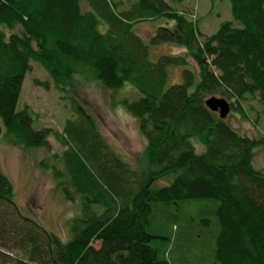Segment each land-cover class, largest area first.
<instances>
[{"label":"trees","instance_id":"trees-1","mask_svg":"<svg viewBox=\"0 0 264 264\" xmlns=\"http://www.w3.org/2000/svg\"><path fill=\"white\" fill-rule=\"evenodd\" d=\"M189 1L0 0L6 134L49 152L48 137H57L66 148L44 165L66 199H81L65 239L21 212L0 169V264H170L168 247L180 238L172 230L175 212L194 201L215 210L199 224L189 221L206 230L186 243L210 235L216 264H264V169L254 165L264 136L241 133L205 104L226 96L232 112L245 116L254 98L264 112V0H231L233 18L211 35ZM158 19L167 24L159 23L149 40L135 29ZM165 43L184 52L154 56L152 47ZM33 61L74 111L61 131L35 128L36 114L17 106ZM173 66H181L182 79L170 84ZM77 76L121 92L110 101L138 119L151 168L134 167L114 150L95 115L67 93ZM164 219H171L169 232Z\"/></svg>","mask_w":264,"mask_h":264},{"label":"rangeland","instance_id":"rangeland-1","mask_svg":"<svg viewBox=\"0 0 264 264\" xmlns=\"http://www.w3.org/2000/svg\"><path fill=\"white\" fill-rule=\"evenodd\" d=\"M130 1L124 0V6ZM189 2L190 4L186 5L189 7L195 5V11L197 10L200 17V26L206 35L215 33L224 21L233 18L231 0H190ZM165 22L163 19L140 21L136 24L135 29L145 40H149L150 36L155 33L158 24ZM183 52V47L170 43L152 47L154 56ZM188 60L192 65L196 64L191 55L188 56ZM31 63L33 68L26 75L17 106L19 109L27 107L34 112V115L36 114L38 120L35 122V128L46 126L61 131L67 118L72 117L74 113L69 99L62 98L63 93L56 89L52 78L41 64L35 61ZM181 75V66L171 67L170 84L180 81ZM37 80L48 82L50 88L37 84ZM67 93L81 101L95 115L103 136L123 158L140 169L144 168L145 170V168L152 167L148 157L147 140L141 131L138 119L121 105H114L110 101V96L118 97L121 92L116 91L115 94H112L98 81L77 76L73 78ZM123 95L124 91L120 97ZM228 116L233 126L237 127L241 133L257 138L264 136V112L257 99L251 98L246 104V117L238 111L232 112ZM0 124L2 125L0 130V169L13 183L18 207L22 213L35 218L50 232H55L67 239L69 237V233L66 231L67 223L73 216L81 213V199L79 196H76L74 202L71 199H66L57 188L51 169L44 165L49 157L52 158V154L60 156L66 147L53 135L48 137L51 143L50 147H52L51 152L43 147H27L11 135L6 134L1 116ZM255 158L254 165L264 169V146H259ZM170 178L171 176L158 180L155 185L162 186L171 181ZM200 205L201 203L194 201L185 206L182 205L175 212L177 222H174L172 230L174 233L179 232L180 238L178 243H173L169 246L170 248L168 247L170 255L167 258L170 264H216L214 255H212L214 243L210 235L205 236V239L201 237L198 244L186 243L190 241L187 239L190 235H201L206 230V227H201L198 224L201 219L209 216L215 210L210 205ZM170 220H163L164 231H170L169 226L172 224ZM191 220L198 224H190ZM183 252H187L188 256L183 257Z\"/></svg>","mask_w":264,"mask_h":264},{"label":"water","instance_id":"water-1","mask_svg":"<svg viewBox=\"0 0 264 264\" xmlns=\"http://www.w3.org/2000/svg\"><path fill=\"white\" fill-rule=\"evenodd\" d=\"M205 104L212 111L219 113V117H221L222 119L227 118V116L232 113V103L226 96H211L206 99Z\"/></svg>","mask_w":264,"mask_h":264}]
</instances>
